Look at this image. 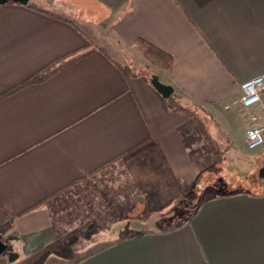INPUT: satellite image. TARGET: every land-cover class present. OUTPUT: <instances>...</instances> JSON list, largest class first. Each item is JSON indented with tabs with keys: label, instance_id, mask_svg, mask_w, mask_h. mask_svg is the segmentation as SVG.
<instances>
[{
	"label": "crops",
	"instance_id": "1",
	"mask_svg": "<svg viewBox=\"0 0 264 264\" xmlns=\"http://www.w3.org/2000/svg\"><path fill=\"white\" fill-rule=\"evenodd\" d=\"M82 1L114 20L108 47L37 1L0 2V240L16 254H0V263L264 264V190L206 197L175 225L122 234L87 253L59 241L42 202L103 166L127 176L144 215L174 221L214 164L215 148L203 154L191 116L165 108L155 80L202 114L214 143L247 147L240 84L264 72V0ZM139 39L170 56L158 78L127 76L113 53L139 51ZM263 158L264 145L257 171Z\"/></svg>",
	"mask_w": 264,
	"mask_h": 264
},
{
	"label": "rangeland",
	"instance_id": "2",
	"mask_svg": "<svg viewBox=\"0 0 264 264\" xmlns=\"http://www.w3.org/2000/svg\"><path fill=\"white\" fill-rule=\"evenodd\" d=\"M34 1L78 22L95 37L96 48L99 44L108 47L104 36L112 27L114 20L94 5L82 0ZM139 51L133 53L132 50H126L120 54L113 50V53L118 59L124 60V65L129 64L135 71L145 72L150 77L158 78L159 67L149 61L142 51ZM198 113L202 117V114ZM197 128L202 138L201 148L205 151L203 154H212L209 152L210 143L202 137L200 127L197 126ZM216 133L221 136L218 126ZM211 144L215 148L214 155L212 154L215 162L209 167V171L204 172L205 175L200 178L197 187H194L197 189L192 191V197L188 198L189 202L176 208V212L181 210V213L174 221L168 220L167 216L157 218V216L144 215V212L136 205L137 195L127 176L117 167L106 166L72 187L65 203L51 206L59 232V241L69 243L71 250L77 248L81 250L80 253H87L122 234L175 225L181 221L182 217L189 218L197 205L206 197L239 189L254 192L264 190L259 171L255 168L260 147L249 149L240 142L234 144L226 142L221 145L212 141ZM220 147L227 151L225 155L219 154L217 157L218 150L222 149ZM204 158L201 157L202 165ZM251 171L254 173L250 175ZM207 172L210 176L209 180L206 178Z\"/></svg>",
	"mask_w": 264,
	"mask_h": 264
},
{
	"label": "trees",
	"instance_id": "3",
	"mask_svg": "<svg viewBox=\"0 0 264 264\" xmlns=\"http://www.w3.org/2000/svg\"><path fill=\"white\" fill-rule=\"evenodd\" d=\"M136 43H137L138 49H140V51H142V53L145 55V57L149 61H151L153 64L158 66L159 68L167 69L171 65L170 56L168 54L164 53L160 49L152 46L151 44L147 43L146 41H144L142 39L137 40ZM91 51L92 50H88L85 52H81L80 54H73V57L68 59V60H63V62H61L59 64H57V63L52 64L51 66L45 68L41 72L35 74L31 78H29L28 80L23 82L21 85L18 86V88L25 86L27 84H31V83L43 82L44 80L51 77L61 66L65 65V64H67V63H69V62H71L77 58L83 57V56L89 54ZM120 67H122V70L124 71V73L127 76H130L133 73L135 74L134 68L132 66H130L129 64H125V65L120 64ZM162 100H163L165 108L170 109V110H175V111H183V112L187 113L188 115H190L192 123L197 125L198 127H200V129L202 131V137L205 138L210 143L211 147L213 146V144H211L212 139H211V137H210V135L206 129L205 118H202L199 115L197 109L194 110V109L189 108L187 106V104L183 102L181 97L177 94H174V93H172L169 97H163ZM104 167H106V166H103L101 169H103ZM101 169H99V170H101ZM85 178L86 177L82 178L81 180H83ZM81 180L76 181L74 184L68 186L67 188H64L58 192H55L54 194H52L51 196L46 198L42 203H45L49 207H51L54 204L61 205L62 203H65L67 201V195L70 192V189L72 187H74L75 185L81 183ZM4 215H5L4 212H2L0 210V219L3 220Z\"/></svg>",
	"mask_w": 264,
	"mask_h": 264
},
{
	"label": "built area",
	"instance_id": "4",
	"mask_svg": "<svg viewBox=\"0 0 264 264\" xmlns=\"http://www.w3.org/2000/svg\"><path fill=\"white\" fill-rule=\"evenodd\" d=\"M240 86V102L249 111L251 122L246 129V144L249 149H255L264 145V72L244 80Z\"/></svg>",
	"mask_w": 264,
	"mask_h": 264
},
{
	"label": "water",
	"instance_id": "5",
	"mask_svg": "<svg viewBox=\"0 0 264 264\" xmlns=\"http://www.w3.org/2000/svg\"><path fill=\"white\" fill-rule=\"evenodd\" d=\"M7 1H14V2H18V3H22V4H27L29 2V0H0V2H2V3L7 2ZM155 86L158 89V91H160L162 93V95L164 97H169L173 93V87L171 85H166V84L157 82L155 80ZM259 175H260V177L264 178V158H263V164H262L261 168L259 169ZM7 248H8V245L0 240V254L2 255V254L7 253L8 256L10 257V260H14V257H16V254H14L13 252H10V251L6 252Z\"/></svg>",
	"mask_w": 264,
	"mask_h": 264
}]
</instances>
